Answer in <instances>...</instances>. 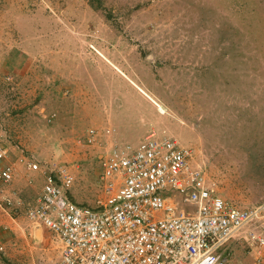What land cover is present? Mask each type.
Masks as SVG:
<instances>
[{"label":"rangeland","instance_id":"1","mask_svg":"<svg viewBox=\"0 0 264 264\" xmlns=\"http://www.w3.org/2000/svg\"><path fill=\"white\" fill-rule=\"evenodd\" d=\"M89 129L100 141L79 144ZM149 134L191 149L227 202H264V0H0L6 195L33 204L40 171L63 166L71 198L93 206L100 155ZM59 252L0 199V264H55ZM229 264L252 258L237 246Z\"/></svg>","mask_w":264,"mask_h":264},{"label":"built area","instance_id":"2","mask_svg":"<svg viewBox=\"0 0 264 264\" xmlns=\"http://www.w3.org/2000/svg\"><path fill=\"white\" fill-rule=\"evenodd\" d=\"M99 138L89 129L79 144ZM192 157L174 138L154 134L134 147L112 145L99 157L101 196L93 206L71 198L74 179L63 166L40 171L28 161L43 185L35 202L23 205L5 194L14 167L0 143V199L4 209L22 211L52 233L60 248L55 264H229L237 246L252 264H264V202H227L192 167Z\"/></svg>","mask_w":264,"mask_h":264},{"label":"bare ground","instance_id":"3","mask_svg":"<svg viewBox=\"0 0 264 264\" xmlns=\"http://www.w3.org/2000/svg\"><path fill=\"white\" fill-rule=\"evenodd\" d=\"M114 67V66H113ZM119 73L120 74H122L123 75V73L122 72H120L119 71ZM131 82V84H133L143 95H145L149 100H151V98L149 97V95L142 89V88H140V87H138V86H136V84L134 83V82H132V81H130ZM152 101V100H151ZM159 111L161 112V113H164V111H163V109L161 108V107H159Z\"/></svg>","mask_w":264,"mask_h":264},{"label":"crops","instance_id":"4","mask_svg":"<svg viewBox=\"0 0 264 264\" xmlns=\"http://www.w3.org/2000/svg\"><path fill=\"white\" fill-rule=\"evenodd\" d=\"M184 206H186V205H184ZM191 208L189 207V206H187V210H190Z\"/></svg>","mask_w":264,"mask_h":264}]
</instances>
